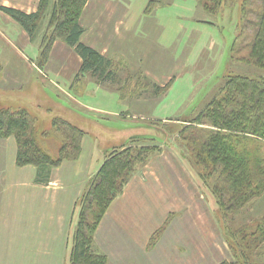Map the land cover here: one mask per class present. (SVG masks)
Returning a JSON list of instances; mask_svg holds the SVG:
<instances>
[{
	"label": "rangeland",
	"instance_id": "obj_1",
	"mask_svg": "<svg viewBox=\"0 0 264 264\" xmlns=\"http://www.w3.org/2000/svg\"><path fill=\"white\" fill-rule=\"evenodd\" d=\"M54 1L33 38L0 10V106L30 112L42 145L55 156L66 141L56 120L76 126L84 134L82 150L77 158L54 167L46 183H38L36 166L17 164L15 137L0 139V264H70L80 198L90 189L96 164L137 138V146L159 149L153 155L167 149L181 159L205 214L210 248L219 244L221 235L223 252L215 246L211 256L234 259L224 232L260 220L264 196L242 213L228 212L226 217L212 186L199 176L181 131L213 128H193L190 120L218 96L226 77L264 75V69L257 71L239 58L249 51L261 0L246 4V19L240 16L239 0H229L216 13L207 12L198 0H166L150 11V0H89L81 15L82 41L109 58L116 72L114 81L103 82L90 72L79 73L81 58L62 38L55 39L49 51L44 47L47 34L54 32ZM39 2L0 0L28 12L37 10ZM38 187L62 193H56V200L40 197L30 202ZM73 188L80 192L76 200ZM62 208L70 227L67 249L58 241L47 242L65 229L64 221H57Z\"/></svg>",
	"mask_w": 264,
	"mask_h": 264
},
{
	"label": "trees",
	"instance_id": "obj_2",
	"mask_svg": "<svg viewBox=\"0 0 264 264\" xmlns=\"http://www.w3.org/2000/svg\"><path fill=\"white\" fill-rule=\"evenodd\" d=\"M88 1H54L50 14V26H53L54 32L51 36L47 34L44 47L49 51L55 39L62 38L81 58L80 74L90 72L99 82L114 81L116 72L111 68V60L82 41L85 28L81 15ZM164 1L150 0L147 10ZM198 1L207 12L216 13L229 0ZM248 2L252 0H239L243 19H246ZM261 2V8L256 11L257 20L252 21L254 33L248 44L249 51L247 49V53L239 57L257 71L264 69V0ZM49 4L50 0H40L38 9L32 12L0 4V10L20 23L33 38ZM247 10L251 11L250 8ZM202 124L213 128L198 132L187 127L181 131L183 140L189 143L190 158L199 176L212 186L220 210L225 215L228 212L242 213L245 206L264 196V75L239 73L226 77L218 96L190 120L189 126L196 128ZM56 125L64 131L66 141L55 156L42 145L30 112L25 108L0 106V139L15 137L17 164L36 166L38 183H46L54 167L65 159L77 158L82 150L84 134L79 128L60 118L56 120ZM138 140L133 139V143L110 152L98 165L89 191L80 198L81 212L73 234L70 264H108V256L95 249L97 228L110 204L123 192L134 173L149 161L156 150L159 151L148 145L137 146L135 143ZM160 232L153 238L154 241ZM224 233L234 259L225 258L216 264H264V214L250 227L242 224L237 230Z\"/></svg>",
	"mask_w": 264,
	"mask_h": 264
},
{
	"label": "crops",
	"instance_id": "obj_3",
	"mask_svg": "<svg viewBox=\"0 0 264 264\" xmlns=\"http://www.w3.org/2000/svg\"><path fill=\"white\" fill-rule=\"evenodd\" d=\"M190 183L189 170L174 152L166 149L153 155L110 204L95 234L96 251L105 253L109 264H215L225 259L211 256L215 246L222 250L221 235L219 244L210 248L205 214L196 197L197 190ZM49 192L45 187L35 188L29 200L34 202L40 197L56 200V193H62ZM74 192L76 200L80 192L75 189ZM62 203L66 209L67 199ZM64 217L62 208L57 221L61 224L64 221L65 229L51 234L47 242L58 241L67 249L70 227H66L68 217L65 220ZM159 230L160 236L154 241Z\"/></svg>",
	"mask_w": 264,
	"mask_h": 264
}]
</instances>
